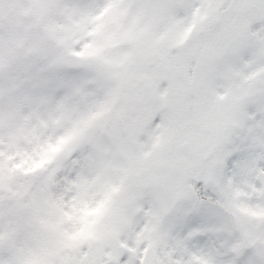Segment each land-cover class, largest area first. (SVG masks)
<instances>
[{"label": "snow or ice", "instance_id": "1", "mask_svg": "<svg viewBox=\"0 0 264 264\" xmlns=\"http://www.w3.org/2000/svg\"><path fill=\"white\" fill-rule=\"evenodd\" d=\"M0 264H264V0H0Z\"/></svg>", "mask_w": 264, "mask_h": 264}]
</instances>
